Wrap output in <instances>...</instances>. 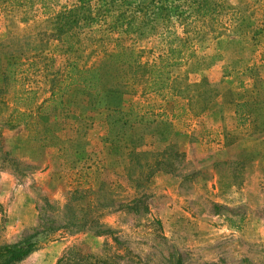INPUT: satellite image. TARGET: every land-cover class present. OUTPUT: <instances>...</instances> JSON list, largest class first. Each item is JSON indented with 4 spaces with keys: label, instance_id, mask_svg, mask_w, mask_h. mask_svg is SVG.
Wrapping results in <instances>:
<instances>
[{
    "label": "rangeland",
    "instance_id": "obj_1",
    "mask_svg": "<svg viewBox=\"0 0 264 264\" xmlns=\"http://www.w3.org/2000/svg\"><path fill=\"white\" fill-rule=\"evenodd\" d=\"M167 1L170 22L155 29L145 8L117 0L0 3V68L10 61L17 73L3 79L0 70V246L41 221L55 228L101 223L112 233L96 235L94 227L45 232L16 264H55L73 245L98 256L116 252L117 264H264V0H214L206 20L189 14L198 0ZM177 11L188 21L194 55L170 69L174 97L195 98L172 120L168 142L153 135L163 118L155 113L168 108L172 94L143 95L140 81L124 93L104 91L91 104L74 86L63 108L38 115L42 125H4L14 94L20 93L19 108L35 107L67 63L98 66L116 39L134 46L140 61H156L165 49V27L183 30ZM131 16L140 27L126 35ZM131 106L153 122L134 125L117 145L105 143L108 110ZM132 143L145 153L128 162ZM169 147L173 156H161ZM160 158L163 164L142 188L147 211L127 214L119 207L141 189L128 173H145L146 164ZM19 218L32 223L17 230Z\"/></svg>",
    "mask_w": 264,
    "mask_h": 264
},
{
    "label": "trees",
    "instance_id": "obj_2",
    "mask_svg": "<svg viewBox=\"0 0 264 264\" xmlns=\"http://www.w3.org/2000/svg\"><path fill=\"white\" fill-rule=\"evenodd\" d=\"M3 1L4 0H0V3ZM38 1L41 2L42 0ZM87 1L88 0H80L81 5ZM117 1H119L121 6L126 8L135 7L139 12L143 11L145 8V12L152 21V29L157 28V23L165 25V22H170V10L167 0ZM214 5V0H198L196 5L197 10L191 11L189 14L191 18L206 20V18L212 16V13L216 10ZM177 13V19L183 25V30L181 33H177L175 30L173 31L169 29V27H165V33H163V37L166 39L165 49L163 53L158 55L156 61L150 64L140 61L134 46L122 43L123 39H116L114 49L104 56L98 66L82 68L74 61L67 63L63 73L57 74L52 80L49 97L35 107H31L33 104L28 106V104L25 103L23 109L19 108L20 93L14 94L12 97L13 108L4 125L8 129L28 124L33 126L42 125L37 119L38 115L48 114L63 108L64 96L74 86L82 88L87 103L91 104L95 103L104 91L124 93L128 91L132 84L140 81L143 82L144 85L143 95L151 93L163 94L164 92H170L172 94L170 100L167 101V105H165L168 106V108H164L163 113H155L158 118L161 116H163V118L158 122L160 126L153 135L154 139L158 142H168L172 138L174 132L172 120L181 118L186 113V107L189 106L195 98L193 95H188V97L183 100H178V97H174V95H178V88L173 85L174 79L172 78L170 69L181 64L185 58L194 55L192 38L187 28L188 21L185 20L186 17L181 12L177 11ZM139 23L140 19L137 16H131L127 19L124 24L126 35H135L140 27ZM14 66L15 64L13 62L11 63L8 61L0 68L3 79L7 77V74L9 77L13 78L15 76L16 78L17 73L14 72ZM21 93L29 94L30 91L27 92L23 90ZM152 107L153 105L150 109ZM206 110L207 106L200 108L198 112L203 113ZM151 112L153 114V111ZM33 115L34 119H32ZM147 115L148 112L146 111L142 113L136 112L133 106L126 112L116 108L108 110L104 121L106 127L104 142L112 146L119 144L125 133L129 132L134 125L143 124L144 122H153V119H149ZM170 148L171 147L161 151L160 155L173 156ZM59 149L62 150L63 147L61 146ZM136 150L137 148L132 143L128 151V162L134 161V158L139 156L138 154L145 153V151H140V149H138L139 153H137ZM134 154L136 155L134 156ZM163 161L164 159L160 158L155 159L154 163H145L147 171L136 177L128 173L134 188L141 189L138 194L119 207L121 210H124L127 214H142L147 211L146 199L148 195L142 188L145 187V182H147L155 170L160 167V164H163ZM9 162H14L18 165L12 158H9ZM128 168H130V166H128ZM89 171H91V167L85 168L83 171L84 173L81 172L83 173L81 175L83 179H85L84 177ZM68 206L67 204V208ZM93 227L95 228L94 234L96 235L112 234L111 230L107 228L105 224L101 223H87L86 221L79 223L66 222L55 228L46 226V223L41 221L39 225L32 229V233L23 234L16 242L0 246V264H16L22 261L35 249L36 238L45 232L51 234V232L58 228L65 230H73L72 228H76L75 232H79ZM114 240L116 241L117 239ZM119 256L120 255H116V252L112 253L110 256H98L84 250L80 246L73 245L58 258L55 264H117L116 258ZM176 264H180V261H177Z\"/></svg>",
    "mask_w": 264,
    "mask_h": 264
},
{
    "label": "crops",
    "instance_id": "obj_3",
    "mask_svg": "<svg viewBox=\"0 0 264 264\" xmlns=\"http://www.w3.org/2000/svg\"><path fill=\"white\" fill-rule=\"evenodd\" d=\"M0 204H3L1 200H0ZM30 215H32V213H31ZM26 216H27V215H26ZM26 216H25V217H26ZM26 218H27V217H26ZM18 223H19V224H18ZM31 223H32V222H30V220H28V219L19 218V219L17 220V223H16V225H17V230H19L20 227L23 228V225H28V224H31Z\"/></svg>",
    "mask_w": 264,
    "mask_h": 264
}]
</instances>
